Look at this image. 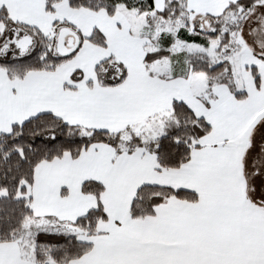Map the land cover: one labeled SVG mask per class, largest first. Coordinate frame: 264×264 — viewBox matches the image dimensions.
Masks as SVG:
<instances>
[{"label": "snow or ice", "instance_id": "1", "mask_svg": "<svg viewBox=\"0 0 264 264\" xmlns=\"http://www.w3.org/2000/svg\"><path fill=\"white\" fill-rule=\"evenodd\" d=\"M0 264H264V0H0Z\"/></svg>", "mask_w": 264, "mask_h": 264}]
</instances>
